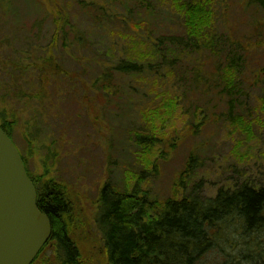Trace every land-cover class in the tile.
Listing matches in <instances>:
<instances>
[{
	"label": "rangeland",
	"instance_id": "obj_1",
	"mask_svg": "<svg viewBox=\"0 0 264 264\" xmlns=\"http://www.w3.org/2000/svg\"><path fill=\"white\" fill-rule=\"evenodd\" d=\"M203 1L215 10L213 28L203 46L178 52L159 43L164 35L186 34L175 0H0V93L49 90L37 79L57 72L45 65L50 58L66 74L52 87H67L56 109L50 97H30L0 100V111H7L11 136L37 182L65 186L68 208L61 215L79 253L74 264H109L97 222L108 181L162 201L264 185V3ZM155 48L167 50L165 59ZM128 58L153 68L116 74L126 92L114 103L93 83ZM232 65L233 87L224 78ZM34 107L44 116L45 140L27 123ZM139 133L159 139L140 142ZM47 248L35 264H67L55 239Z\"/></svg>",
	"mask_w": 264,
	"mask_h": 264
},
{
	"label": "trees",
	"instance_id": "obj_2",
	"mask_svg": "<svg viewBox=\"0 0 264 264\" xmlns=\"http://www.w3.org/2000/svg\"><path fill=\"white\" fill-rule=\"evenodd\" d=\"M259 1L264 3V0ZM175 3L185 17L186 34L164 35L159 38V43L169 42L171 46L179 47V50L170 51L196 50L205 44L204 36L213 28L215 10L210 3L203 0H197L196 3L175 0ZM75 35L76 33L74 43L83 42L79 35ZM162 51L155 48L153 52L161 53L165 59L167 50ZM178 59L180 57H173L170 62L174 64ZM46 63L45 65L57 72L51 77H39L37 82L45 79L49 90L45 89L33 95L26 94L23 89L10 92L11 88L5 87L6 90L0 93V100L16 102L35 97L42 102L50 97L49 107H59L63 98L67 97L68 93H64L67 87L62 82L56 89L52 87L66 74L57 67L53 58ZM151 68L152 64L147 61L121 59L114 68L110 66L102 70L93 86H101L104 91H109V96L114 97L112 102L116 103L122 100L126 91L123 81L115 79V75H132ZM235 72L233 65L225 69L224 78L231 87L234 86L232 82ZM23 73L26 72L20 73L13 81L16 85L25 78ZM151 73L159 78L155 75L156 70ZM35 82L32 79L30 83ZM70 94L74 96V93ZM120 106L125 109L124 103ZM30 111L27 123L33 134L35 133L33 136L40 138L46 130L44 116L38 107L31 108ZM142 119L148 122V118ZM0 124L11 136L12 123L5 108L0 111ZM139 134L140 142L159 139L151 134ZM45 136L43 134L41 139L45 140ZM196 159L197 154L193 152L189 167H192ZM24 161L28 162L26 157ZM189 170L192 171V168ZM28 172L39 193L37 205L51 216L54 223L53 236L59 239L68 259L67 264L76 263L75 256L79 253L66 235V225L60 215L68 208L65 186L48 183L53 180L37 182L32 172ZM101 191L97 222L107 248L109 264H264V185L256 187L245 182L234 188L222 187L215 197H201L193 191L189 196L171 197L165 201L152 198L150 194L142 193L139 188L133 191L128 188L122 190L116 186L114 188L109 181Z\"/></svg>",
	"mask_w": 264,
	"mask_h": 264
},
{
	"label": "water",
	"instance_id": "obj_3",
	"mask_svg": "<svg viewBox=\"0 0 264 264\" xmlns=\"http://www.w3.org/2000/svg\"><path fill=\"white\" fill-rule=\"evenodd\" d=\"M20 151L0 126V264H31L49 239V217Z\"/></svg>",
	"mask_w": 264,
	"mask_h": 264
},
{
	"label": "flooded vegetation",
	"instance_id": "obj_4",
	"mask_svg": "<svg viewBox=\"0 0 264 264\" xmlns=\"http://www.w3.org/2000/svg\"><path fill=\"white\" fill-rule=\"evenodd\" d=\"M62 213V212H61ZM61 213H60V215H61ZM61 219H62V215H61ZM51 221H52V226L54 227V223H53V220H52V218H51ZM54 229V228H53ZM54 231V230H53ZM65 231H66V235L68 236V233H67V228H65ZM68 238L70 239V241L72 242V239L70 238V236H68ZM56 240V243H57V247L58 248H60V251H62V255H65L66 256V254L64 253V249L63 248H61V246H60V241H59V239L58 238H56V237H54L53 236V232H52V237H51V239L49 240V242L45 245V247L43 248L44 250L41 252V255L43 254V252H45L48 248V246L52 243V241L53 240ZM73 244V243H72ZM73 247H75V245L73 244ZM77 248V247H76ZM41 255H40V257H41ZM77 255L75 256V258L77 259ZM65 259H67V256L66 257H64ZM68 260V259H67Z\"/></svg>",
	"mask_w": 264,
	"mask_h": 264
}]
</instances>
